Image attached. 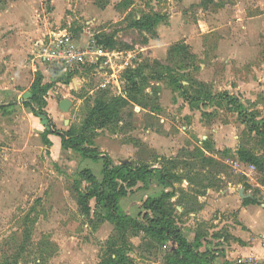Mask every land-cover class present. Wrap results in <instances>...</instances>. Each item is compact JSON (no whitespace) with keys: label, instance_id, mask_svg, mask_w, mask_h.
<instances>
[{"label":"rangeland","instance_id":"rangeland-1","mask_svg":"<svg viewBox=\"0 0 264 264\" xmlns=\"http://www.w3.org/2000/svg\"><path fill=\"white\" fill-rule=\"evenodd\" d=\"M201 1L122 0L114 7L118 13L102 19L95 9L100 3L107 7L110 0H61L59 4L35 0L33 11L36 28L40 29L46 20L51 29L69 33L77 41L84 36L98 40L111 37L117 49L133 51L134 67L145 58L152 64L153 58L142 49L143 45L158 38L159 27L168 23L173 12L179 13L174 17V36H164L165 46L169 44L168 50L176 42L187 44L188 59L167 58L166 51L159 61L165 68H154L164 75L163 79L149 80L150 87L142 97L147 110L130 104L124 109L123 122L100 129L90 138L99 150L111 149L108 138L126 144L127 152L115 156L118 164L126 161L160 168L164 162L170 170L193 177L191 184L186 180L175 184L178 190H184L194 209L192 216L190 211L183 213L180 205H175L178 227L191 241L193 231L198 229L201 235H210V229L215 227V213L204 206L203 196L208 190L219 192L230 185H246L262 201L259 186L264 187V168L240 160L236 153L237 148L243 147L264 161V136L252 131L247 121L253 118V123L264 122V0H215L207 6H202ZM27 13L24 9L23 14ZM147 14H160L165 21L153 31L131 26ZM35 52L26 56L25 65L18 70L5 63L0 65V264H101L115 225L101 222L93 214L86 216L77 195L78 190L86 188L79 170L87 166L99 175L102 164L84 160L72 149L56 147L52 133L47 135L51 144L45 142L43 133L48 121L35 114L25 101L31 96L33 82L37 78L45 82L53 65L47 63L45 73L34 71ZM191 52L196 54L192 56ZM83 72L85 85L78 91H67L72 78L68 79L66 72L59 71L51 77L53 95L58 100L73 101L67 112L58 103L53 111L51 104L46 107L61 131L71 127L79 131L95 96L104 90L107 96L115 94L112 85L102 87L105 78L93 75L96 71L88 69L74 75ZM149 72L152 71L148 69ZM166 74L182 80L187 87L189 83L194 96L202 95L204 90L216 96L228 92L239 99L243 113L226 101L211 100L209 106L192 113L193 121L174 117V103L182 92L174 90ZM122 78L125 79V73ZM121 86L126 91L129 88L127 81ZM91 87L93 94L89 93ZM140 121L144 128L142 136L133 132L134 124ZM186 124L187 130L182 127ZM204 140L212 144L214 149L210 152L217 160L205 167L202 158L193 157L197 143L201 145ZM216 141L222 149H215ZM106 153L110 155L107 150ZM245 173L253 177L252 184L247 183ZM162 190H172V186L163 183L156 171L150 183H139L121 199V207L126 214L136 217L143 200ZM91 205L94 207L95 202L91 201ZM138 231L128 229L124 241L119 242V246L130 247L123 251L130 258L127 264H167V252L174 243L156 242Z\"/></svg>","mask_w":264,"mask_h":264},{"label":"trees","instance_id":"trees-1","mask_svg":"<svg viewBox=\"0 0 264 264\" xmlns=\"http://www.w3.org/2000/svg\"><path fill=\"white\" fill-rule=\"evenodd\" d=\"M214 1L202 0L201 5L207 6L208 4H213ZM6 2L7 0H0V5H5ZM98 6L104 8L105 4L100 3ZM163 19L164 17L160 14H147L134 20L131 26L153 31L155 26ZM98 41L106 47L117 49L111 37ZM186 45L178 42L172 45L168 51V58L180 57L182 61L187 60L188 48ZM191 54L192 56L194 55L192 52ZM155 67L165 68L164 64L158 60H153L152 64H150L147 58L139 62L136 67L127 68L124 73L129 88L127 91L124 90L125 96L122 94L107 96V90L96 95L94 104L85 117L79 131H76L73 127L67 131L57 129L46 111L48 104L47 94L53 86V82H44L42 78H37L31 86V96L25 101L26 105L31 107L35 114L43 116L48 121L46 123L48 125L47 130L43 133L47 144H51V140L47 135L51 133L57 134L61 138L64 149H72L83 158H89L93 161L101 160L103 162L101 179L90 168L84 167L79 170L78 174L86 182V188L85 190H78L77 195L78 203L86 216L93 214L99 221H110L115 225V232L107 241V252L101 264H127L129 262V256L124 254L123 251L124 249H130V247L119 246V242L124 241V233L128 229H137L139 230L138 232H144L156 242H173L175 247H171L167 252V264H209L215 257V254L211 253L210 250L199 251L201 246L200 236L197 235L193 242L189 241L177 224L178 212L176 204L182 206L183 213L194 211L191 203L186 198L185 192H183L184 190H178L175 186L176 182H183L184 180L191 184L193 177L190 174L180 175L170 170L164 162H161L162 166L160 168L145 163L134 165L130 162H121L116 165L113 159L109 155L103 154L90 138L92 133L100 129L123 122L124 109L130 104L147 107V102H144L142 97L145 90L150 87L149 80L156 79L160 81L164 76L161 72L154 69ZM147 69L152 72L145 74ZM72 75L73 73H68L67 78L71 79ZM168 78H170V83L174 85V90L182 91L186 99L190 101H200L205 105H208L211 100L226 101L240 110V113H243V105L239 99L228 92L216 96L204 90L202 95L194 96L190 93L192 89L189 83V87H187L182 80L175 76L168 75ZM140 94L141 98H139ZM245 116L248 117L247 114ZM252 119L249 118L247 120L250 129L264 136V122L262 124L253 123ZM211 149H214L212 144L204 140L202 146L195 148L197 154H193V157L202 158V162L205 163L204 167L208 166V164H213V162L216 163L217 160L214 156L206 154V151L211 153ZM236 153L240 160L252 163L260 169L264 168L263 159L254 152L239 147ZM156 171L159 172L160 180L163 183L170 184L172 190H162L158 195L149 196L143 201L142 209L136 217L126 214L121 207V199L132 192L139 182L150 183L154 179ZM245 187L248 188L246 185ZM175 197L177 198L173 202L172 200ZM253 197L256 196L253 195ZM91 201L95 202L94 207H92ZM245 201L256 203L258 200L248 198Z\"/></svg>","mask_w":264,"mask_h":264},{"label":"crops","instance_id":"crops-1","mask_svg":"<svg viewBox=\"0 0 264 264\" xmlns=\"http://www.w3.org/2000/svg\"><path fill=\"white\" fill-rule=\"evenodd\" d=\"M34 1L35 0H7L6 6L3 8H0V65L2 63H5L7 64L8 67L11 66L10 69H13V70L20 69V67L25 65L24 60L26 56L30 55V53H33L35 50L37 51L39 39H41L45 34L49 33L50 31H55L51 29L50 27L51 24L49 23V21H46V20L43 21V24L41 25L40 29L39 27L36 28V21L33 16V11L36 8V3H34ZM52 1H53L52 3L59 4V1L61 0H52ZM62 1L64 2V0ZM110 1L111 3L107 7H104V8L99 7L95 9L99 19H102L104 17L109 18L111 15L113 16L115 13H118V11L114 9V7L122 0H110ZM24 9L28 11L27 14H23ZM175 15L176 17H178L179 13L173 12V14L168 19V23L164 25L163 27H159L158 34H157L158 38H156L155 40L150 39L149 42L143 45L142 49L147 50L149 53V56L152 57L153 60H158L161 62V60L163 59L162 57L166 56V51H167V58H168V51L170 47L167 50V47L169 44L165 46L164 36L165 35L174 36V29L176 28V26L174 25ZM163 21H165V19H163L161 22ZM84 37H82L81 40L78 42L86 43L93 39L92 36H91L92 38L90 36L86 38ZM192 53L196 54L195 52H192ZM8 55H10L11 57ZM16 57H18V59L22 61H19ZM46 64L38 63L36 64L37 65L36 67L35 63H33V66H34L33 69L36 72L45 73L44 69H46L45 68ZM51 65H53V70L51 71V74L48 72V75L46 77L47 79L45 82H51L52 75L53 74L55 75L59 71H61V70H58L54 66V64H51ZM89 70L96 71V73H93V75L95 76L99 75L101 77H104V71L102 70L95 69V68H91ZM147 71L148 69L145 71V74H147ZM84 73L85 72L80 73L81 77H80V74L78 76L76 74L74 75L73 73V75L76 77L74 78L72 75L71 77L72 81L66 87L68 92L78 91V89H80L83 86L84 84L83 82L86 81ZM135 79L137 78L135 77ZM125 81L126 80L122 78L121 85H123ZM157 81L159 82V80ZM183 84H185V82H183ZM116 87H117L116 85L112 84V89H114L115 94L118 93ZM53 88L54 87L52 86L50 90L48 91L49 100H48L47 105L49 107V105L51 104L52 106L51 111L55 109V104L57 103L59 104V102L61 101V100H58V98L53 95ZM89 93L90 94L94 93V87L89 88ZM121 94L122 95L126 94L124 93L122 86H121ZM181 94L182 95L179 96L177 102L174 103V106L176 107L174 108V117L183 116V118H185L186 120L192 119L193 121L194 119L193 117H191L193 115L192 113L193 112L195 113L196 112L195 110H199L200 108L203 109L202 107L205 106V104L200 101H190L189 99H186L183 93ZM117 95H119V93ZM134 105L138 109L147 110L145 109V107H141L138 104H134ZM142 125L143 124H141V121L137 122V124L135 123L133 132H136L138 133L139 136H142V130H144ZM182 127L185 130H187L189 126L186 124L185 126H182ZM217 136L218 135H216V138ZM51 137H53L52 139L54 143H56V147L58 146V148H60L62 146L60 136L57 134H52ZM108 139L110 143H112L111 149H109V147H106L107 149H103L100 151L103 154H107L106 150L109 151L110 155L109 154L107 155H109L113 159L114 163L118 165V163L115 162V156L123 155L124 153L127 152L129 148L126 144H120L117 140H115V138H112V139L108 138ZM201 143H200L201 145L197 143V146H202L203 141H201ZM216 143H217L216 145L217 148L215 149L217 150L222 149V148H219L218 141H216ZM107 146H109V144ZM133 149L137 151L136 147ZM206 153L212 155V153H209L208 151H206ZM83 159L85 160L89 158H83ZM123 160H126V159H123ZM94 162L101 163L103 167V162L101 160L94 161ZM95 175L101 179L102 169L99 175L97 174ZM246 181L247 183L252 184L248 180ZM139 183H142V182H139ZM243 187L245 188V191H244V194H246L245 197L241 196V189ZM253 195L254 194L252 193L251 188L249 186L248 188H246L245 186H242V185H239V186L230 185L225 190H220L219 192L208 190L206 195L203 196L204 202H206L204 204L205 209L211 212V214L215 213L214 219H213L215 223V227L210 229V233H211L210 235H208L207 233L201 235V233L197 229L196 231L192 232V234L194 235L192 241L188 239L187 237L186 238L189 241L193 242L197 235L200 236L201 246L199 247V251L205 252L207 250H210L211 253L215 254L214 259L209 264H216L218 261H221L220 264H238V262L243 258H247L251 256L262 258L264 256V250L260 243V237L264 235V206L259 200V198L253 197ZM248 198H253L258 201L256 203L245 201ZM120 204H121V201H120ZM180 207L183 210L182 206ZM190 215L194 216L195 214L192 213V211H190ZM206 240H209V241L207 242ZM212 250H215V251H212Z\"/></svg>","mask_w":264,"mask_h":264},{"label":"built area","instance_id":"built-area-1","mask_svg":"<svg viewBox=\"0 0 264 264\" xmlns=\"http://www.w3.org/2000/svg\"><path fill=\"white\" fill-rule=\"evenodd\" d=\"M134 56L133 51L106 47L95 38L86 43L78 42L69 33L57 30L50 31L39 39L34 63L36 67L38 63H51L66 73H77L91 68L102 70L105 78L102 87L114 84L121 94L123 73L127 68L134 67ZM245 174L247 180L253 183V177L249 173ZM259 187L263 195L261 203L264 206V187ZM260 243L264 250V235L260 237ZM238 264H264V256L243 258Z\"/></svg>","mask_w":264,"mask_h":264},{"label":"water","instance_id":"water-1","mask_svg":"<svg viewBox=\"0 0 264 264\" xmlns=\"http://www.w3.org/2000/svg\"><path fill=\"white\" fill-rule=\"evenodd\" d=\"M72 104H73V101L71 99H68V98L62 99L59 102L60 108L64 112H67L70 109V107L72 106ZM244 191H245V188L243 187L241 189V196H243V197L246 196V194H244Z\"/></svg>","mask_w":264,"mask_h":264}]
</instances>
